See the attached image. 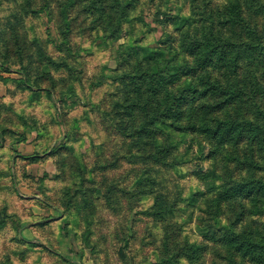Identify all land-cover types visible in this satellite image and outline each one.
Segmentation results:
<instances>
[{
    "label": "rangeland",
    "instance_id": "rangeland-1",
    "mask_svg": "<svg viewBox=\"0 0 264 264\" xmlns=\"http://www.w3.org/2000/svg\"><path fill=\"white\" fill-rule=\"evenodd\" d=\"M33 1L26 6L27 0H0V22L8 24L0 35L10 43L7 53L19 61L14 52L26 45L15 39L31 41L34 36L53 59L64 58L71 49L78 60L71 72L76 77V95L61 94L70 84L68 73H53L43 66L41 77L63 80L57 83L55 102L44 96L37 99L13 84L7 96L0 97V124L26 137L16 148L10 145L12 135L1 141L0 211L12 219L0 227V264H229L222 260L227 252L220 248L225 236L233 232L249 239L246 236L252 234L253 241L259 234L264 236V194L231 199L236 185L251 176L241 152L237 163L231 159L230 144L215 151L206 136L167 127L158 138L170 152L169 166L154 165L149 156H140L143 150L128 134L127 112L111 104L119 86L114 77L121 73L114 70L123 63L121 46L132 44L163 53V59L171 62L160 67L166 68V78L171 77L181 62L171 60L176 54L171 38L175 27L167 19H189L194 25L201 14L191 13L185 0H166V15L156 12L158 0H136L130 22L113 33L94 29L96 16L84 8L90 0H75L65 19L57 7L61 0H47L46 5ZM215 3L208 0L205 7L214 9ZM63 35L68 48L59 44ZM23 61L33 62L28 55ZM50 85L49 80L40 84ZM59 111L65 115L66 128L59 124ZM242 115L247 123L262 117L245 101ZM19 117L28 122L35 118L51 140L48 143L62 144L61 148L39 163L22 161L19 157L45 151L39 145L35 148V133L18 128ZM212 119L207 123L214 129ZM227 188L232 190L223 200ZM46 201L62 214L45 207ZM21 234L35 247L17 241ZM246 253L244 247L234 258L243 264L256 255Z\"/></svg>",
    "mask_w": 264,
    "mask_h": 264
},
{
    "label": "trees",
    "instance_id": "trees-1",
    "mask_svg": "<svg viewBox=\"0 0 264 264\" xmlns=\"http://www.w3.org/2000/svg\"><path fill=\"white\" fill-rule=\"evenodd\" d=\"M41 1L46 5L47 0ZM212 1L217 2L212 6L214 9L205 7L208 0H185L191 8V13L196 10L201 14L199 23L195 22L196 24L192 25L189 19L179 20L178 17L167 19L168 25L175 27V33L170 35L173 44L176 45V54L171 60L181 62L171 77L166 78L168 76V73H165L166 68L160 67L163 63L168 65L171 62L163 59V53L140 46L136 48L132 44L121 46L119 51L121 53L124 51V57H121L123 63L121 65L118 63L114 70L121 73L114 77L119 86L116 88V98L111 104L121 106L127 112L126 119L130 126L128 134L132 136L138 148L143 150L144 154H140L141 157L149 156L146 158L153 160L154 165L167 167L169 166L167 155L170 152L160 146L158 136L161 129L169 127L174 132H198L209 139L212 150L217 151L218 146L231 145L232 161L240 163L238 155L240 152L245 159L242 164L247 166L251 176L248 181L236 185L231 199H250L253 195L261 197L264 194V173L260 174L264 172V0ZM165 2L166 0H158L154 5L158 14L166 15L165 9L163 10ZM32 3L33 0H27L25 5L30 6ZM136 5V0H90V6L84 8L96 16L93 21L94 29L102 31L111 29L115 33L121 30L124 23L130 22L129 18H132ZM73 6L75 0L59 2L57 7L60 8L63 19ZM7 25L0 22V35ZM7 40L0 36V82L6 87L5 96L10 91L9 86L13 84L15 89L28 91L37 99L44 96L55 102L57 83L63 84V80L41 77L40 69L43 66L48 67L53 73L61 71L68 73L70 84L61 94L76 95L74 83L76 77L71 72L72 64L78 60L73 57L72 50L68 48V39L64 35L59 44L68 49L66 56L58 60L49 57L42 42L34 36L32 42L15 39L17 43L26 45L22 50L18 48L14 52L21 57L16 61L15 57L7 53L10 47ZM123 47L130 51L121 50ZM3 50H6L5 53H2ZM24 55L31 57L33 62L25 63ZM10 74H16L20 78L2 77ZM182 78L185 80L180 83ZM44 80H49L51 85L40 86ZM32 81L35 83L32 84ZM63 96L59 97L57 102H60ZM244 101L250 107L255 106L259 116H262L257 122L247 123L243 120ZM0 108H3V105ZM211 116L215 124L214 129L207 123ZM19 119L22 121L18 128L22 132L26 130L35 133V148L39 145L45 151L43 155L35 152L26 157H19L22 161L36 164L61 148L62 144L54 147L48 143L51 140L48 135H44L42 132L44 127L39 126L35 118L29 122L26 118ZM59 119V124L66 128L65 115L60 111ZM18 134L0 124V147L2 139L7 136L11 138L9 135L14 137L11 138L13 141L10 140V145L26 141L22 133L21 137H18ZM221 168L224 173L228 172L226 163H223ZM257 173L260 174L259 177ZM230 190L232 188L226 189L223 200L225 196H229ZM160 199H163L162 195ZM45 207L62 214L53 203L46 201ZM8 219H12V216L3 215L0 211V227ZM43 225L45 224L37 226ZM246 237L250 240L233 232L225 236L220 248L227 252V257L222 260H227L229 264H241L234 258V253L242 252L245 247L246 255H256L250 257L248 263L243 264H264V236L259 234L260 238L257 241H253L252 234ZM17 241L28 248L35 247L33 243L26 241L22 234L17 236ZM40 246L46 249L43 245L37 247ZM123 254L121 252V256Z\"/></svg>",
    "mask_w": 264,
    "mask_h": 264
},
{
    "label": "crops",
    "instance_id": "crops-1",
    "mask_svg": "<svg viewBox=\"0 0 264 264\" xmlns=\"http://www.w3.org/2000/svg\"><path fill=\"white\" fill-rule=\"evenodd\" d=\"M7 77V75L5 76L4 75V77L3 78H6ZM9 77V76H8ZM11 78V77H10ZM2 88L4 89L3 91H2ZM5 87H4V84L2 83V82H0V97H5ZM16 147H18V145H12V148H16ZM34 214H37V213H34ZM26 223V222H25ZM39 223H40V221H39ZM30 223H27L24 227H27L28 225H29ZM37 224V223H36ZM35 224V225H36ZM58 256H61V258L63 257V259H65L64 258V255H60V254H57ZM65 261H69L67 258H66V260Z\"/></svg>",
    "mask_w": 264,
    "mask_h": 264
}]
</instances>
